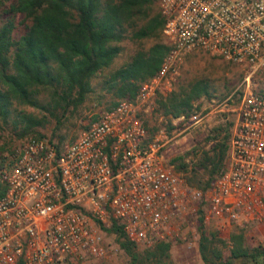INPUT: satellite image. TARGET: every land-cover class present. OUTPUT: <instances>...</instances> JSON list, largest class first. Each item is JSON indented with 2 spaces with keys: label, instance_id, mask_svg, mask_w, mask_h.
<instances>
[{
  "label": "built area",
  "instance_id": "2783aa9c",
  "mask_svg": "<svg viewBox=\"0 0 264 264\" xmlns=\"http://www.w3.org/2000/svg\"><path fill=\"white\" fill-rule=\"evenodd\" d=\"M156 1L171 48L135 96L97 113L72 140L29 135L0 154V264L106 259L104 226L113 220L144 247L177 235L190 213L202 212L218 230L264 235V92L248 76L227 163L203 188L165 160L140 116V105L178 73L191 48L264 68V0Z\"/></svg>",
  "mask_w": 264,
  "mask_h": 264
},
{
  "label": "trees",
  "instance_id": "16d2710c",
  "mask_svg": "<svg viewBox=\"0 0 264 264\" xmlns=\"http://www.w3.org/2000/svg\"><path fill=\"white\" fill-rule=\"evenodd\" d=\"M153 4L155 0H0V126L10 117L13 103L44 107L51 113L56 107L65 109L81 104L92 90V77L109 67L121 51L118 40L128 25L135 27L133 36L137 38L155 37L161 31L164 20ZM16 13H21L25 21L24 30L17 37L12 34L10 16ZM170 48L169 43L158 39L146 50H137L128 61L109 72L104 84L119 99L135 96L141 83L157 72ZM202 92L206 88L197 82L160 94L157 102L164 114L179 116L188 114L192 100ZM42 95L46 96L45 101ZM20 117L26 125L19 134L32 131L35 120ZM224 150L220 149L218 161ZM170 162L178 169L185 167L180 157H172ZM213 163L211 171L217 166ZM215 175L205 181L204 187ZM198 220V251L204 264H264L262 245L246 244L248 229L234 226L228 232L229 254L224 257L225 241L221 239L218 245L217 232L205 231L202 212ZM104 228L116 235L129 257L128 264L152 258L160 263L168 255V241H159L142 254L121 224L113 220Z\"/></svg>",
  "mask_w": 264,
  "mask_h": 264
},
{
  "label": "rangeland",
  "instance_id": "374dc122",
  "mask_svg": "<svg viewBox=\"0 0 264 264\" xmlns=\"http://www.w3.org/2000/svg\"><path fill=\"white\" fill-rule=\"evenodd\" d=\"M158 11L157 1L153 4ZM3 18L7 14L3 13ZM13 20L12 34L17 37L24 30V19L21 13L11 14ZM10 16H8L10 18ZM141 21L138 22L140 24ZM135 28V27H134ZM128 25L124 36L118 40L121 51L111 62L109 67L92 77V90L77 107L68 106L63 109L56 107L51 113L44 107H34L26 104L13 103V110L7 122L0 126V154L18 145L23 139L34 133H40L52 141H66L76 138L87 127L93 116L107 108L112 101L119 100L112 91L108 90L104 80L111 70L128 61L137 50H146L152 43L163 41L169 43L163 28L155 37L137 38L133 36V29ZM259 92H264V68L251 71L245 66L227 61L201 48H191L186 51L178 62V73L169 77V81L162 80L150 101L140 105V116L146 122L150 140L161 144V151L167 162L172 157H180L184 168H174L180 172L186 181L195 187L203 188L205 181L214 176L227 163L230 138L232 135L235 107L246 86ZM197 82L206 88L197 98L192 100V107L188 114L182 117L164 114L157 99L166 95L170 90L190 87ZM43 101L47 98L41 96ZM150 105L147 106L146 104ZM20 115L30 116L35 120L33 130L19 134L26 125ZM196 115V119H192ZM18 121V123H14ZM220 149H225L222 159L218 161ZM215 171H211L214 163ZM210 181V180H209ZM198 214H187L180 223L177 235L168 239L170 248L168 255L159 263L158 259H150L139 264H204L198 251L199 230ZM207 233L217 232L215 239L218 243L223 239L224 257L229 254L228 231L218 230L211 221L205 220ZM262 230L252 228L246 231V244L254 246L261 244L264 248ZM110 253L108 258L77 262L75 264H128L129 257L121 249L115 234H108ZM147 247L137 244V250L144 254Z\"/></svg>",
  "mask_w": 264,
  "mask_h": 264
}]
</instances>
